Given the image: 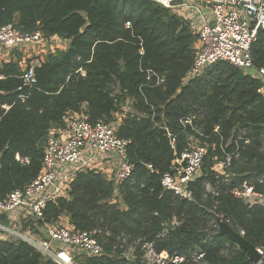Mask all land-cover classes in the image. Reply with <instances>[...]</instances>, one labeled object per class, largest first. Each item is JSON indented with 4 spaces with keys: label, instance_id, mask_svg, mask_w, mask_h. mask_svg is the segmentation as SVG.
I'll return each mask as SVG.
<instances>
[{
    "label": "trees",
    "instance_id": "1",
    "mask_svg": "<svg viewBox=\"0 0 264 264\" xmlns=\"http://www.w3.org/2000/svg\"><path fill=\"white\" fill-rule=\"evenodd\" d=\"M10 23L67 46L35 66V83L24 78L32 58L16 52L0 63V200L40 175L48 138L71 113L115 123L135 164L117 190L102 171L78 173L67 196L47 205L44 222L35 226L29 218L23 229L40 233L45 223L66 217L70 226L93 233L105 253L82 255L79 264H125L122 253L135 242L184 256L182 264H255L220 234L218 222L264 245V206L232 194L245 183L264 194L260 79L219 61L186 83L198 36L189 21L151 0H0V27ZM251 55L264 68L263 35ZM194 144L206 154L188 187L192 199H183L161 180ZM9 221L0 215L1 223ZM0 264L57 263L25 241L2 240Z\"/></svg>",
    "mask_w": 264,
    "mask_h": 264
},
{
    "label": "built area",
    "instance_id": "2",
    "mask_svg": "<svg viewBox=\"0 0 264 264\" xmlns=\"http://www.w3.org/2000/svg\"><path fill=\"white\" fill-rule=\"evenodd\" d=\"M151 1L189 21L198 36L196 56L185 77L186 83L219 61L229 62L264 83V68L256 67L251 55L257 37L260 34L264 36V0ZM57 40L66 44L56 36L47 38L41 31L22 32L12 23L6 24L0 27V63L9 61L16 52L23 53L25 59L39 56L35 52L29 56V48L44 47L46 54L64 49L54 44ZM41 61L36 58L31 63L24 76L28 84L36 82L34 68ZM22 64L24 68L27 67L24 61ZM62 129L63 133L53 130L48 138L40 175L24 189L14 190L6 199L0 200V215L10 216L9 224L0 222V241H25L44 258L57 264H79L78 259L82 255L97 257L105 253L103 245L93 233L70 225L45 223L46 237L43 238L31 229H23V221L29 223V218H33L35 226L39 221L44 222L47 205L67 196L78 173L102 171L114 181L117 190L132 176L135 164L129 158L130 141L118 135L115 123H92L82 115L71 113ZM175 143L172 137L173 148ZM205 154L204 146L192 145L181 159L176 160L179 168L174 173L163 175V188L180 198L192 199L188 187L197 175ZM16 159L21 163L29 162L19 155ZM97 160L101 161L100 167L93 165ZM227 162H230V158H227ZM232 194L248 204L264 206V194L247 183L235 188ZM236 231L245 236L242 229ZM256 250L261 256L259 264H264V245L256 246ZM122 257L126 260L125 264H182L186 261L184 256L158 254L152 243L142 244L140 254L126 250ZM202 257L200 255L198 259Z\"/></svg>",
    "mask_w": 264,
    "mask_h": 264
},
{
    "label": "water",
    "instance_id": "3",
    "mask_svg": "<svg viewBox=\"0 0 264 264\" xmlns=\"http://www.w3.org/2000/svg\"><path fill=\"white\" fill-rule=\"evenodd\" d=\"M1 164V160H0ZM221 235H227L229 239L241 249L245 250L249 255V260L255 264H259L261 256L256 250V246L249 243L245 237L241 236L232 226L224 221L218 222Z\"/></svg>",
    "mask_w": 264,
    "mask_h": 264
},
{
    "label": "rangeland",
    "instance_id": "4",
    "mask_svg": "<svg viewBox=\"0 0 264 264\" xmlns=\"http://www.w3.org/2000/svg\"><path fill=\"white\" fill-rule=\"evenodd\" d=\"M58 44V45H60L59 47H61V48H65L66 47V44L64 43V42H61V41H55V43L54 44ZM56 44V45H57ZM43 46V44H41L40 45V47H42ZM33 52H35L37 55H39V56H31L32 54H33ZM44 47H42V48H39V47H34V48H29V53H27V54H29V56H31V57H29V58H32L33 60H36V58H37V60H44V59H46V57H47V55L48 54H46V52H44ZM33 62V61H32ZM42 62V61H41ZM40 63V62H39ZM262 93L264 94V89L262 90ZM129 110V104H126V106L124 107V112H126V111H128ZM123 115L122 114H118V119H120L121 117H122ZM94 166H96V167H100L101 166V161H99V160H97L96 162H94V164H93ZM218 170L219 171H222V168H221V166L220 167H218ZM63 224H66L67 225V223H66V221L64 220V218H63ZM38 232H40V233H38V234H44L45 233V231H44V228L43 227H41V228H39V230H38ZM43 238H45V237H43ZM135 251V252H137L138 254H140V253H142V245H141V243L140 242H135L134 244H132L128 249H127V251L128 252H132V251Z\"/></svg>",
    "mask_w": 264,
    "mask_h": 264
},
{
    "label": "crops",
    "instance_id": "5",
    "mask_svg": "<svg viewBox=\"0 0 264 264\" xmlns=\"http://www.w3.org/2000/svg\"><path fill=\"white\" fill-rule=\"evenodd\" d=\"M56 131H57V132H60V133H63V129H62V128L56 129ZM63 218H64V220L66 221L67 225H69L68 219H67L66 217H63ZM63 218L61 219L60 224H63V223H64V222H63ZM64 225H66V224H64Z\"/></svg>",
    "mask_w": 264,
    "mask_h": 264
}]
</instances>
